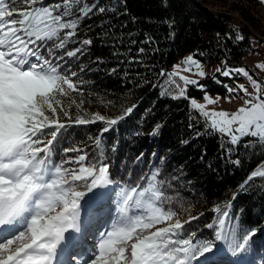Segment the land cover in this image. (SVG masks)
<instances>
[{
  "label": "snow or ice",
  "instance_id": "snow-or-ice-1",
  "mask_svg": "<svg viewBox=\"0 0 264 264\" xmlns=\"http://www.w3.org/2000/svg\"><path fill=\"white\" fill-rule=\"evenodd\" d=\"M79 5L80 17L69 18ZM93 9L106 11L83 0L55 4H46L45 0H0V264H220L222 248L211 240H201L195 230L189 231L192 221L199 220L203 213L182 219L164 194L159 169H150L149 174L140 177V183L129 179L121 186L110 178L103 152L99 158H90L79 147H64L60 161L54 159L63 132L73 124L101 121L106 124L102 132H108L123 119H108L99 113L82 116L79 109L84 101L77 103L73 95H82L81 81L73 79L76 72L62 71L64 57L53 52V47L65 48L77 33L80 18ZM236 38L243 39L239 35ZM50 41H55L53 47H48ZM91 43L89 39L82 41L83 45ZM81 52L76 48L65 55L76 57ZM182 63L185 71L202 68L193 56ZM257 68L264 70V63L257 64ZM216 71L229 78L234 73L242 74L255 94L242 84H226L229 99L240 91L247 97L237 111H208L205 104L195 100L191 101L192 107L232 145L247 136L258 138L264 145L261 84L243 68L218 67ZM195 74L205 77L202 70ZM161 75H168L174 83L178 73ZM179 80L185 86L204 88L199 81L185 76H179ZM177 88L179 95L173 99L186 94L185 87ZM204 100L214 103L207 94ZM73 104L78 110L74 119L69 111ZM132 110L126 109L125 115ZM63 118L69 122H63ZM160 127L157 124L156 130ZM73 152L77 155L68 156ZM143 155L136 158L137 162ZM234 163L239 165L240 161ZM257 177H264V164L238 186L239 191L246 190ZM111 204L116 205L117 215L108 228ZM228 209L214 206L211 211L219 215L206 227L215 229V242L239 257L251 250L257 233L264 235V228L241 226L243 208L235 214L237 223L231 225V202ZM101 227L105 231L101 232Z\"/></svg>",
  "mask_w": 264,
  "mask_h": 264
},
{
  "label": "trees",
  "instance_id": "trees-1",
  "mask_svg": "<svg viewBox=\"0 0 264 264\" xmlns=\"http://www.w3.org/2000/svg\"><path fill=\"white\" fill-rule=\"evenodd\" d=\"M60 2L45 0L46 4ZM83 3L106 11L93 9L87 17L80 18L76 35L64 49H55V41H50L48 47H53L55 55L64 57L63 72L77 73L73 79L81 81L82 92L73 94L77 103L80 100L84 101L81 106L107 103L110 107L107 118L123 116V119L108 132H102L106 124L101 121L73 124L56 145V162L64 156V147H79L90 158H99L103 152L110 178L121 186L129 179L134 184L140 183V177L149 174L150 169H159L164 194L181 218L203 213L199 220L192 221L189 229L195 230L201 240L216 243L215 229L206 227L219 215L211 209L220 205L222 211L229 210V202L234 214L231 225L237 223L235 214L243 208L245 212L239 216L241 226L264 228V177L255 178L244 191L238 188L252 171L264 164V145L250 136L232 145L228 137L209 126L190 102V96L200 98L204 92L229 96L224 85L235 87L243 76L234 73L232 78L224 77L215 70L199 80L203 90L189 85L185 96L173 99L179 95L178 89L168 75H161L168 74L170 66L186 54L208 68H241L244 56L255 51L250 34L261 26L257 16L260 0H83ZM81 6H76L69 18L80 17ZM234 14L241 19L240 25L234 24ZM237 35L243 39L238 40ZM84 39L92 43L83 45ZM76 48L82 49L76 57L65 55ZM43 51L47 56V49ZM248 69L254 75L249 66ZM128 108L133 110L125 115ZM157 124L161 125L158 130ZM141 153L144 155L137 162ZM236 160L239 165L234 163ZM143 183L146 186L147 181ZM233 194H236L234 201ZM254 240L248 253H264V235L257 233Z\"/></svg>",
  "mask_w": 264,
  "mask_h": 264
},
{
  "label": "rangeland",
  "instance_id": "rangeland-1",
  "mask_svg": "<svg viewBox=\"0 0 264 264\" xmlns=\"http://www.w3.org/2000/svg\"><path fill=\"white\" fill-rule=\"evenodd\" d=\"M260 2H261V0H260ZM257 16L259 18V22L261 23V26L258 27L257 29H255L254 31L257 32V34H259V36L264 37V31H263L264 30V3H262V2L258 8ZM234 17H235L234 24L240 25L241 19H239L236 14H234ZM188 56H191V54H186L182 58H180L176 62H174L170 66L169 72H168V73H174V72L178 73V75L175 77V82L173 84L176 85V87H177V85H180V87H185L186 92L189 89V85H187V86L183 85V82L179 80V76H185L189 79H194V80L199 81L202 78L200 76L196 75L195 74L196 72L202 70L205 73V75H207V74H211L213 71L216 70L215 68H208L199 62L202 65L201 69H197V68L193 67L191 69V71H185L182 61H184ZM242 62H243V66L241 68L245 69L249 73V75L252 76L253 79L257 80L258 83H260L259 76H262L264 74V70L257 68V64L264 63V45L261 46V49L259 51L258 50L249 51L244 56ZM248 66L254 72V75H252L249 72ZM168 80H170L169 76H168ZM236 83H237V85H240V84L244 85L245 88L248 89L249 93L255 94V89L252 88V85L248 81L247 77L243 76V79L240 82H236ZM193 86L195 88H199L195 85H193ZM177 91L179 92V89ZM205 94H207L209 96V98L212 101H214V103H211V104L206 103V101L204 100ZM261 95L264 96V93L262 91H261ZM228 97L229 96L210 95L207 92H204L202 94V97H200V98L196 97L195 95L190 96V98H191L190 102L192 100H195L199 104H205L206 105L205 110H208V111L214 110V111H225L228 113H233V112L237 111L240 107L243 106L244 99L247 98L243 91L238 92L237 95H231L230 99ZM109 108L110 107H109V105H107V103H95L92 105L81 106L79 111H80L81 115H83L84 113H88L90 116L93 113H99L100 115H103L107 118L108 117L107 111L109 110ZM69 111H70V113L74 119L75 115L77 114V111H78L77 108L75 106H72L69 109ZM63 122L68 123L69 121L67 118H63ZM109 187H115V185L109 186ZM112 198H113V200L116 199L115 193H113ZM110 208L112 210V217L108 218V224H107L108 228L111 227V224L114 222V219L116 218V215H117L116 205L111 204ZM102 211L106 212V210H102ZM183 218L185 219V216L182 217V219ZM159 226L160 225H157V227H159ZM104 228L105 227H103L100 231L103 232ZM220 248H222V251L220 252V256H219L220 264H254L253 261H251L250 259L245 258V257H243L240 260L227 258L225 256L224 248L223 247H220ZM251 254L252 255L254 254V256L256 258H258L259 260H262V258L264 257V253H261V252H259V253L252 252Z\"/></svg>",
  "mask_w": 264,
  "mask_h": 264
},
{
  "label": "bare ground",
  "instance_id": "bare-ground-1",
  "mask_svg": "<svg viewBox=\"0 0 264 264\" xmlns=\"http://www.w3.org/2000/svg\"><path fill=\"white\" fill-rule=\"evenodd\" d=\"M250 43L253 49L258 50V44H264V37H261L257 32L252 31L250 34Z\"/></svg>",
  "mask_w": 264,
  "mask_h": 264
},
{
  "label": "built area",
  "instance_id": "built-area-1",
  "mask_svg": "<svg viewBox=\"0 0 264 264\" xmlns=\"http://www.w3.org/2000/svg\"><path fill=\"white\" fill-rule=\"evenodd\" d=\"M262 45H264V44H262ZM262 45L258 44V51L261 49ZM259 80L261 83V91L264 93V74L262 76H259Z\"/></svg>",
  "mask_w": 264,
  "mask_h": 264
}]
</instances>
